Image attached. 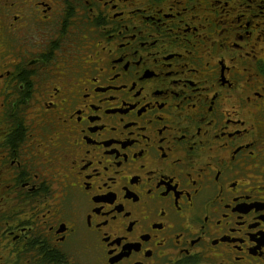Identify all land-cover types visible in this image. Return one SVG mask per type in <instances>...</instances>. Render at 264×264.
I'll return each instance as SVG.
<instances>
[{"label":"flooded vegetation","instance_id":"1","mask_svg":"<svg viewBox=\"0 0 264 264\" xmlns=\"http://www.w3.org/2000/svg\"><path fill=\"white\" fill-rule=\"evenodd\" d=\"M0 264H264V0H0Z\"/></svg>","mask_w":264,"mask_h":264}]
</instances>
